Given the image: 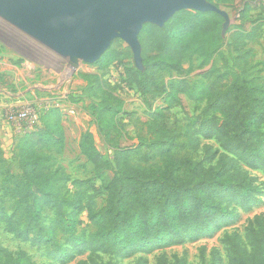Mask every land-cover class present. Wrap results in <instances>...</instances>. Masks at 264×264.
Returning <instances> with one entry per match:
<instances>
[{"label": "trees", "instance_id": "16d2710c", "mask_svg": "<svg viewBox=\"0 0 264 264\" xmlns=\"http://www.w3.org/2000/svg\"><path fill=\"white\" fill-rule=\"evenodd\" d=\"M206 2L219 9L227 7L228 0ZM257 5L255 0H242L238 20ZM223 22L213 12L179 11L161 28L142 26L138 34L142 70L126 69L125 73L127 85L136 89L147 108L152 140L146 144L119 146L115 133L122 101L105 89L97 76H82L90 96L97 100L90 106V114L106 144L114 148L110 163L96 149L89 133L79 144L80 154L97 177L109 173L102 209H95L98 190L90 181L72 182L74 191L69 193L68 180L53 172L64 151L61 112L51 108L40 115L38 126L24 132L15 145L17 174L8 170L2 174L0 198L13 204L9 216L0 208L4 231L19 242L51 249V256L60 264L68 263L74 253L86 252L118 261L135 258L133 264H148L146 256L209 236L232 224L237 208L246 211L256 205L259 194L249 172L264 173V79L247 74L243 68L235 74L213 65L203 76L206 82L162 79L164 73L181 75L194 57L207 64L224 41ZM236 28L230 35L234 46L239 37L248 40L251 35L243 25ZM116 43L114 40L111 45ZM128 58V53L110 46L91 66L101 71ZM6 76L0 73V80ZM180 96L203 105L199 115L183 126L182 134L183 147L200 151V160L173 154L177 122L170 110ZM158 100L161 105L155 107ZM209 141L217 148L202 144ZM45 211L51 217L44 225ZM82 212L93 229L86 237L76 229ZM61 240L70 248L60 245ZM221 243L227 264H264V218L253 219L243 238L225 234ZM219 263L217 252L212 250L210 264ZM0 264L34 263L22 251L10 253L0 247ZM155 264H186V260L161 254Z\"/></svg>", "mask_w": 264, "mask_h": 264}, {"label": "rangeland", "instance_id": "374dc122", "mask_svg": "<svg viewBox=\"0 0 264 264\" xmlns=\"http://www.w3.org/2000/svg\"><path fill=\"white\" fill-rule=\"evenodd\" d=\"M255 1L258 4L257 9L245 14L241 21L238 20V13L242 8V0H228L227 7L221 6L219 9L227 14L230 23L226 29V31L228 30L227 33L222 30L221 26L224 41L217 53L207 64H203L202 58L194 57L191 60V66L185 65L181 75L164 73L162 75L163 81L185 79L189 83H195L199 80L206 82L203 76L212 65L221 71L235 74H239L240 69L243 68L247 74L264 79V0ZM242 25L246 32L251 31L250 39L242 40L239 37L237 40L239 44L234 46L230 35L238 29L236 26ZM116 41V44L110 45L111 49L128 53L127 62L123 64L113 63L101 71L81 62H77L76 67H73L67 59L49 52L0 19V52H10L13 58L10 60L12 65L15 66L19 62L16 65V76H6L8 79L0 80V101L2 102L0 114L8 107L18 109L34 107L41 115L51 108H58L61 112L64 131V151L56 159L53 172H58L59 176H64L68 180L66 190L69 193L74 191L72 182L90 181L98 190L95 195L96 210H100L104 206L105 194L103 189L109 180V173L104 172L97 177L93 167L80 154L79 144L82 137L89 133L96 149L110 163L113 160L114 148L106 144L95 118L90 114L89 108L91 105L97 104V100L90 96L88 82L82 76H97L99 83L122 101L121 112L117 116L118 132L115 133L116 141L120 147L134 148L140 142L146 144L152 140L144 101L136 89L128 86L126 81V69H140L136 68L129 47L121 40L116 39ZM93 89L95 90L96 87ZM12 90L14 91L12 92ZM160 105L161 102L158 100L154 106ZM202 108V104L196 105L186 97L180 96L179 102L170 110L177 122L173 132L177 144L173 150L175 156L193 161L201 159L200 151L196 153L187 147H183L182 134L183 126L190 119L199 115ZM2 121L5 122L3 118ZM6 123L9 125L8 132L12 135V144L9 143L0 150V181L2 174L7 170L12 174H17L16 154L13 147L21 136L22 130L28 131L23 124ZM202 144L217 148V144L213 141L202 142ZM249 173L255 180L259 194L257 196L259 202L256 205L246 211L237 208V218L234 222L221 227L209 236L187 240L181 246H171L146 256L148 264H155V259L161 254L169 259L172 256L183 257L186 264H210L212 250L216 251L219 256V264H227L226 252L221 243L223 236L236 233L243 238L246 228L253 219L264 218V173L261 171ZM12 207V201L0 198V208L4 209L7 216L11 215ZM50 217L51 213L45 211L42 216V224H47ZM78 222L77 234L82 233L86 237L93 231L87 222L86 212L79 215ZM59 244L64 248H70L69 244L62 240L59 241ZM0 247L10 253L22 251L34 264H60L51 256V249L19 242L7 234L1 224ZM134 260L135 258L118 261L104 255L86 252L81 255L74 253L66 264H101L108 261L113 264H133Z\"/></svg>", "mask_w": 264, "mask_h": 264}, {"label": "water", "instance_id": "95a60500", "mask_svg": "<svg viewBox=\"0 0 264 264\" xmlns=\"http://www.w3.org/2000/svg\"><path fill=\"white\" fill-rule=\"evenodd\" d=\"M179 11L225 12L206 0H0V19L50 52L93 64L118 39L130 49L137 69L141 65L138 34L145 24L161 28Z\"/></svg>", "mask_w": 264, "mask_h": 264}, {"label": "crops", "instance_id": "0c3cea01", "mask_svg": "<svg viewBox=\"0 0 264 264\" xmlns=\"http://www.w3.org/2000/svg\"><path fill=\"white\" fill-rule=\"evenodd\" d=\"M12 59H13L12 55L10 54L9 51L0 52V73H4L5 75L11 76V77H13L14 75L16 76L17 67H16V65L14 66V64L12 65L10 63V60H12ZM1 107H2V102L0 101V108ZM1 117H2V114H0V150H2V148L5 145H9V143L12 144V135L10 132H8L9 131V125L6 122L2 121ZM14 130H16V129H14ZM24 132H26V131L22 130V132L20 133L21 136L23 135ZM14 134H16V132H14ZM18 139H17V141H18ZM17 141H16V143H17ZM16 143L14 144L13 149L15 148Z\"/></svg>", "mask_w": 264, "mask_h": 264}, {"label": "built area", "instance_id": "2783aa9c", "mask_svg": "<svg viewBox=\"0 0 264 264\" xmlns=\"http://www.w3.org/2000/svg\"><path fill=\"white\" fill-rule=\"evenodd\" d=\"M41 113L34 107H8L2 113V118L10 124H23L28 130L38 126Z\"/></svg>", "mask_w": 264, "mask_h": 264}]
</instances>
